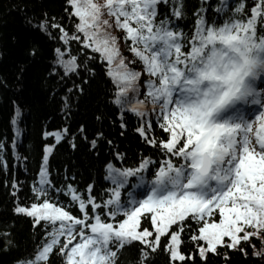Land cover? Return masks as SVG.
Returning <instances> with one entry per match:
<instances>
[{
    "label": "snow or ice",
    "instance_id": "snow-or-ice-1",
    "mask_svg": "<svg viewBox=\"0 0 264 264\" xmlns=\"http://www.w3.org/2000/svg\"><path fill=\"white\" fill-rule=\"evenodd\" d=\"M66 3L69 16L76 18L71 32L54 19L50 25L40 24L44 30L58 29L59 40L63 42L54 49L51 71L59 74L58 70H62L65 76L79 75L82 67L94 76V67L87 65L96 57L84 50L99 53V59L106 61L104 67L114 85V103L121 113L127 109L142 118L136 131L147 143L157 145L160 158L142 157L138 166L123 168L109 164L107 178L114 187L108 189L102 205L93 195L82 198L71 184L67 185L65 192L71 194L79 207L81 215L77 216L49 195L53 183L49 179L48 159L53 145L45 144L32 188L35 200L30 206L18 204L14 208L17 214L30 217L34 228L43 221L44 231L34 254L17 259L15 264H40L54 246L63 254L64 264H115L117 250L133 242L144 246L140 248L141 256L146 257L147 250L160 247L169 254L172 264H188L193 253H187L186 258L184 249L189 246L204 260L208 252L219 255L220 248L233 249L241 241L261 235L264 232V99L260 97L264 90L246 93L252 97V103L260 105L254 118L220 123L210 119L214 108L203 107L193 100L191 93L195 89L189 86L193 83L191 74L205 63L206 55L210 58L217 52L226 53L229 41L243 39L246 45L264 51V28L257 35L258 17L264 23V0H255L246 19L239 17L245 8L244 0H239L231 8L232 16L219 24L215 16L205 19L202 6L197 10L199 14L190 35L167 16L159 21L154 19L158 0H102V3L66 0ZM226 8L225 2L217 11ZM105 13L114 18L117 28L124 30L125 39L131 41L130 51L139 57L143 71L148 73L149 78L143 81L146 89L143 98H138L137 80L141 73L125 64ZM172 15L182 16L178 0ZM73 41L83 45L79 51L87 59L78 62L77 55L70 51ZM32 51L35 53V49ZM73 87L79 89V85ZM68 108L66 103L63 110L67 112ZM149 111L167 134L166 139L156 141L146 135L153 130L152 122L146 120ZM67 131V127L45 131L44 136L51 135L59 142ZM95 143L93 140L92 144ZM3 147L0 144V149ZM149 166L155 170L151 179H146L144 172ZM0 167L7 169L2 156ZM131 177H135L132 189L146 185L147 195L136 199L128 191L122 196ZM12 187L14 190L17 187L15 180ZM88 188L91 190L92 185ZM86 205H90V210ZM240 251H244L242 246ZM223 255L227 257V252Z\"/></svg>",
    "mask_w": 264,
    "mask_h": 264
},
{
    "label": "trees",
    "instance_id": "trees-1",
    "mask_svg": "<svg viewBox=\"0 0 264 264\" xmlns=\"http://www.w3.org/2000/svg\"><path fill=\"white\" fill-rule=\"evenodd\" d=\"M178 2L181 17L172 15L177 0H168V3L158 0L157 17L154 19L159 21L167 16L190 35L199 14L197 10L202 6L205 19L210 20L215 16L219 24L232 16L231 8L239 0ZM225 2L227 8L218 12L217 9ZM254 2L244 0L245 8L239 17L246 19ZM68 8L66 0H0V144L4 146L0 149V156L7 164V169L0 167V264H15L17 259L34 254L40 243L44 231L43 221L34 228L32 219L25 214H17L14 208L18 204L30 206L35 200L32 188L37 181L45 144L54 145L48 159L49 179L53 183L49 195L77 216L81 215L78 204L70 198V193L65 192L67 185L71 184L82 198L93 195L96 202L102 205L103 199L109 194L108 189L114 187L107 178L109 164L114 168H123L138 166L142 157L160 158L157 145L147 143L136 131L141 126L142 118L127 109L121 113L119 106L114 103V85L107 76L104 67L106 61L99 59V53H93L91 49L84 50L96 57L94 62L89 61L87 65L94 67V76L82 67L79 75L65 76L62 70H58L59 74L51 71L56 55L54 49L63 42L59 40L58 29L49 27L44 30L40 24L45 22L50 25L54 19L71 32L76 18L69 16L66 11ZM109 20L114 22V18ZM111 24V34L121 36L124 30L117 28L115 22ZM117 45L123 52L120 54L128 68L141 73L137 80L140 85L138 98H143L146 91L143 81L149 78L148 73L143 71V62L130 51L131 41L125 36L118 40ZM81 48L83 45L78 41L70 44V51L77 55L78 62L87 59L84 52L79 51ZM73 85H79V89ZM66 103L69 105L67 112L63 110ZM146 120H150L153 127L152 132L146 133L149 139L159 141L167 138L151 111ZM121 122L124 127H121ZM144 126H147L146 123ZM65 127L67 133L56 144L53 136H44L45 131L63 130ZM93 140L96 141L94 145ZM117 153L122 156H117ZM154 170L151 166L145 170L146 179H151ZM134 178H129L122 196L135 182ZM13 180L17 183L15 190L12 187ZM89 184L92 185L91 190ZM57 188L61 191L57 192ZM146 188L144 185L137 191L138 197L146 192ZM89 206L86 205L88 210ZM241 246L243 252L240 251ZM142 247L138 242L123 246L117 250L115 264H172L169 254L162 248L147 250L148 255L144 257L140 254ZM255 250L258 255L254 254ZM184 251L186 258L187 253H193L188 264H264V232L259 238L241 241L236 248H220L219 255L208 252L204 260L190 246ZM225 251L227 257L223 255ZM40 264H64L59 247L54 246L46 261Z\"/></svg>",
    "mask_w": 264,
    "mask_h": 264
},
{
    "label": "clouds",
    "instance_id": "clouds-1",
    "mask_svg": "<svg viewBox=\"0 0 264 264\" xmlns=\"http://www.w3.org/2000/svg\"><path fill=\"white\" fill-rule=\"evenodd\" d=\"M228 51L217 52L191 74L195 89L192 98L213 113L227 106L243 103L249 90H256L257 80L264 76V51H257L241 40L229 41Z\"/></svg>",
    "mask_w": 264,
    "mask_h": 264
},
{
    "label": "rangeland",
    "instance_id": "rangeland-1",
    "mask_svg": "<svg viewBox=\"0 0 264 264\" xmlns=\"http://www.w3.org/2000/svg\"><path fill=\"white\" fill-rule=\"evenodd\" d=\"M94 2H98V3H102V0H94ZM105 18H108L109 19V17H107V15H105ZM110 23H114V22H112V20H110ZM111 29V28H110ZM109 29V30H110ZM79 34V33H78ZM115 35V37L116 38H119V39H121L122 38V36H124L123 35V33H122V35L121 36H116V34H114ZM118 39V40H119ZM118 40L116 39V42H117V44H118ZM121 54L123 53V52H120ZM120 54V55H121ZM124 58V57H123ZM210 119H212L214 122H220V119H219V116L217 115V112L216 113H213L212 114V116L210 117ZM17 135H19V132L17 133ZM57 142V141H56ZM147 195V194H146ZM143 215V214H142ZM141 223H144V221H141ZM147 226H150V219L148 220V222H147ZM166 234V233H165ZM165 234H163V235H165ZM162 235V236H163ZM252 237H256V238H259L260 237V235H258V236H252ZM251 238V237H250ZM250 238H249V240H250ZM198 252V251H197ZM257 252V250H255V253ZM256 255H258V253L256 254Z\"/></svg>",
    "mask_w": 264,
    "mask_h": 264
},
{
    "label": "bare ground",
    "instance_id": "bare-ground-1",
    "mask_svg": "<svg viewBox=\"0 0 264 264\" xmlns=\"http://www.w3.org/2000/svg\"><path fill=\"white\" fill-rule=\"evenodd\" d=\"M61 239H63V238L61 237Z\"/></svg>",
    "mask_w": 264,
    "mask_h": 264
}]
</instances>
